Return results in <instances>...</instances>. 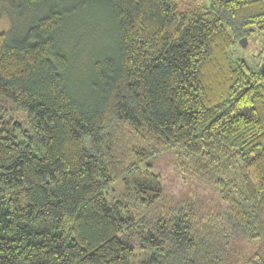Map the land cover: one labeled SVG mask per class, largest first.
<instances>
[{
  "label": "trees",
  "instance_id": "1",
  "mask_svg": "<svg viewBox=\"0 0 264 264\" xmlns=\"http://www.w3.org/2000/svg\"><path fill=\"white\" fill-rule=\"evenodd\" d=\"M1 13L0 264H264V0Z\"/></svg>",
  "mask_w": 264,
  "mask_h": 264
},
{
  "label": "rangeland",
  "instance_id": "2",
  "mask_svg": "<svg viewBox=\"0 0 264 264\" xmlns=\"http://www.w3.org/2000/svg\"><path fill=\"white\" fill-rule=\"evenodd\" d=\"M180 9L195 8L198 6L208 5L209 0H177ZM5 5H3L2 9ZM12 18L0 14V31H7L11 27ZM241 39V38H240ZM240 39L231 49V57L233 60L243 59L247 65L251 68H256L260 63L263 66L264 62V34L254 32L249 38L246 37V44L243 46L240 43ZM171 186V184H170ZM172 186H174L172 184ZM175 189V188H174ZM141 260V253L135 249V253L132 256V264H138Z\"/></svg>",
  "mask_w": 264,
  "mask_h": 264
},
{
  "label": "water",
  "instance_id": "3",
  "mask_svg": "<svg viewBox=\"0 0 264 264\" xmlns=\"http://www.w3.org/2000/svg\"><path fill=\"white\" fill-rule=\"evenodd\" d=\"M240 43L243 45V46H245V44H246V37H242L241 39H240ZM263 68H264V66H262Z\"/></svg>",
  "mask_w": 264,
  "mask_h": 264
}]
</instances>
